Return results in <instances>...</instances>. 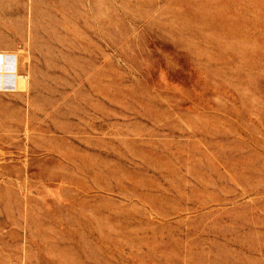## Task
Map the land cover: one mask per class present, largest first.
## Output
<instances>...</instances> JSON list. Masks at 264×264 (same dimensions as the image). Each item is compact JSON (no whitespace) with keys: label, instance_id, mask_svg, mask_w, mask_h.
Here are the masks:
<instances>
[{"label":"rangeland","instance_id":"374dc122","mask_svg":"<svg viewBox=\"0 0 264 264\" xmlns=\"http://www.w3.org/2000/svg\"><path fill=\"white\" fill-rule=\"evenodd\" d=\"M0 264H264V0H0Z\"/></svg>","mask_w":264,"mask_h":264}]
</instances>
